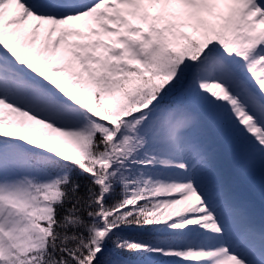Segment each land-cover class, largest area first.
Returning <instances> with one entry per match:
<instances>
[{
  "label": "snow or ice",
  "instance_id": "6c2138e0",
  "mask_svg": "<svg viewBox=\"0 0 264 264\" xmlns=\"http://www.w3.org/2000/svg\"><path fill=\"white\" fill-rule=\"evenodd\" d=\"M0 264H264V0H0Z\"/></svg>",
  "mask_w": 264,
  "mask_h": 264
}]
</instances>
